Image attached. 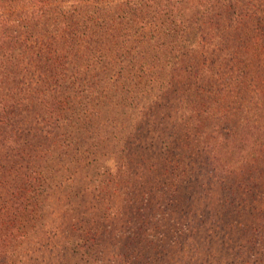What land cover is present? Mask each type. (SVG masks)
Instances as JSON below:
<instances>
[{
	"label": "rangeland",
	"instance_id": "1",
	"mask_svg": "<svg viewBox=\"0 0 264 264\" xmlns=\"http://www.w3.org/2000/svg\"><path fill=\"white\" fill-rule=\"evenodd\" d=\"M197 6L187 43L204 48L184 57L179 37L135 36L106 60L84 43L52 66L69 75L56 85L47 38L30 43L47 57L17 49L39 105L5 180L23 188L35 171L45 187L34 213H18L10 264H264V6L246 32L241 10Z\"/></svg>",
	"mask_w": 264,
	"mask_h": 264
},
{
	"label": "trees",
	"instance_id": "2",
	"mask_svg": "<svg viewBox=\"0 0 264 264\" xmlns=\"http://www.w3.org/2000/svg\"><path fill=\"white\" fill-rule=\"evenodd\" d=\"M202 1L206 3V14L210 12L212 3L220 6L222 15L241 10L236 25L244 31L249 28L247 20L250 19L247 17L252 16L250 10L258 8V4L264 6V0ZM197 7V0H0V264H10L15 254L14 243L20 239L24 226L18 213H34L45 187V182L38 179L39 175L35 171L27 178L30 184L23 188L10 186L5 180L10 169L16 173L20 171L13 162L22 158L26 148L30 147L29 143L21 141H24L26 131L33 128L30 127L31 123H26V118L32 117L30 121L35 122L39 105L33 88L30 86L26 91L25 79L34 74L25 65V60L17 55V49L25 44L26 51L38 49L39 53L47 57L45 50L30 44L47 38L50 42L47 48L50 57L45 59V66L51 67L52 78H58L56 85L69 75L61 70L60 74L55 72L52 66L57 65L62 69L67 61L66 53L82 51L87 46L84 43L89 45L87 51L98 52L100 46L102 55L99 58L106 60L105 51L107 55L130 54L129 44L135 40V36L140 40L162 35L179 37L180 43H185L180 45V54L184 57L187 51H201L204 48L202 43L198 45L199 48L191 42L187 43L197 35V27H193L196 24ZM208 23L205 21L204 27L210 30ZM229 28L233 27L227 23L223 30ZM23 36H26L25 40L21 41L19 37ZM212 38L220 42L229 40L219 35L216 29ZM208 45H213L210 39ZM229 57L234 62L238 54H229ZM79 58L84 60L86 57L81 55ZM213 66L222 68L221 62L217 61H213ZM245 68L249 69L248 64ZM207 71L218 72L215 68ZM60 105L62 107L64 103ZM244 120L247 121L248 116ZM26 136L34 138L30 134ZM26 192L30 193L28 199ZM9 199L16 201L17 209L8 205Z\"/></svg>",
	"mask_w": 264,
	"mask_h": 264
}]
</instances>
